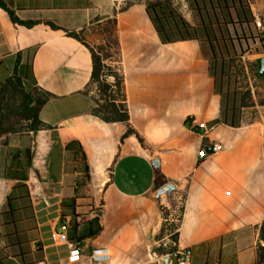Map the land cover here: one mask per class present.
<instances>
[{"label":"crops","instance_id":"1","mask_svg":"<svg viewBox=\"0 0 264 264\" xmlns=\"http://www.w3.org/2000/svg\"><path fill=\"white\" fill-rule=\"evenodd\" d=\"M172 1L192 24L213 25L222 41L203 37L163 44L145 0H11L23 20H51L77 31L117 15L131 122L158 155L131 135L116 163L126 128L91 111L85 92L93 72L89 47L45 23L16 28L0 8V82L18 72L28 78L29 89L36 81L55 95L41 109L43 129L0 139V264L45 259L51 264H167L169 254L157 248L170 240L163 228L175 216V188L184 191L177 246L193 249L192 264H255L256 225L264 221V119L240 118L244 111L236 107L237 97L232 99L227 88L230 79L219 69L227 63L224 52L243 48L232 40L238 34H253V45L264 49V28L254 22L255 11L264 15V0ZM128 2L133 3L122 10ZM241 4L249 6L248 14L238 11ZM205 13L210 21L203 19ZM250 13L253 19L247 22ZM189 117L195 124L206 121L208 134L188 126ZM73 138L82 142L92 167L94 203L105 202L103 230L82 242L83 258L74 262L57 239L67 232L63 199L86 192L82 165L64 150ZM213 141L221 142V151L200 159L201 148ZM156 158L160 167L153 164ZM157 169L165 182L159 188ZM168 185L173 188L164 190ZM98 248L106 259L92 258ZM169 264L178 263L171 259Z\"/></svg>","mask_w":264,"mask_h":264},{"label":"trees","instance_id":"2","mask_svg":"<svg viewBox=\"0 0 264 264\" xmlns=\"http://www.w3.org/2000/svg\"><path fill=\"white\" fill-rule=\"evenodd\" d=\"M132 3L128 2L122 7V10L127 9ZM145 4L146 12L163 44L200 39L199 32L202 31V27L206 30L211 29L210 34L207 31V35L204 37L206 40H218L220 42L224 38V36L218 38L213 25L206 23L192 24L179 11L172 0H145ZM247 7L249 6L241 4L240 7L236 8L238 11L241 8L248 14ZM0 8L8 13L16 28H34L41 23H45L54 30H62L70 36L78 38L89 47L93 56V72L85 92L91 97L92 103H96L95 106L92 105L91 111L106 122H117L126 128L119 144V151L115 155L114 163L124 154V143L131 135L137 136L153 156L158 155L157 151L147 144L146 139L131 122L125 74L121 66L115 65V63L120 64L122 61L117 15L105 20L98 18L91 23L90 27L99 28L103 35L104 43L97 48L87 43L83 38V34L87 29L70 30L51 20H23L12 7L11 0H0ZM226 9H228L229 14L230 7L228 6ZM239 19H242L240 13ZM252 19V13H250V16H246L245 20L251 22ZM216 22L222 25L218 19ZM260 74L264 73L260 71ZM111 78L114 79L111 80ZM27 82L28 78L18 72H14L7 80L0 82V139L11 134L35 133L46 126L40 118V112L42 107L55 95L40 87L36 81L32 83L33 87L29 89ZM93 84L99 85L101 94L98 98L91 96L90 86ZM186 124L195 128V121L191 117L187 118ZM64 150L71 152L74 155V160L82 165L84 178L81 186L85 187L86 192L83 197L74 196L63 199L61 219L63 223H67L66 234L68 239L82 244L87 239L97 237L103 230L102 215L105 202L102 200L99 205H96L93 196L90 194L89 185L92 180V167L82 142L77 138H73L67 142ZM157 171L155 186L159 188L165 182L159 177L161 174L160 169H157ZM84 198L90 201L89 204L85 205L83 203ZM179 211L180 214H175L173 221H168L163 228V235H168L175 247L167 251V245L162 244L157 248V251L162 255L170 254L178 249L180 222L184 212L183 204ZM169 214V211L165 212L166 216H169ZM256 228L259 232V239L256 247L255 264H264V221L257 224Z\"/></svg>","mask_w":264,"mask_h":264},{"label":"rangeland","instance_id":"3","mask_svg":"<svg viewBox=\"0 0 264 264\" xmlns=\"http://www.w3.org/2000/svg\"><path fill=\"white\" fill-rule=\"evenodd\" d=\"M203 16L205 22V16H207L209 21L211 20V18H209V14L205 13ZM207 31L210 34L211 29L206 30L202 27V31L199 32L201 38L207 35ZM247 35L248 36H243L242 34H238L232 39L236 45L240 42L243 47L242 49L237 46V49L232 50L229 53L224 52L222 45L217 47V49L220 54L221 52H224L223 54L227 56V58H225L227 60L225 67L220 65L219 71L224 72L230 79V83L227 85V88L232 95V99L237 97L236 107L244 111L240 118H242L244 122H251L261 117L264 119V74H260V62L258 60V57H260L259 55L264 53V49L261 46L253 45V39H255L253 34ZM83 38L87 43L97 48L104 43L103 35L99 31V28L94 26L89 27L84 32ZM245 40L249 43V47L245 45ZM121 63H115V65L121 66L123 69ZM113 79L114 78H111V80ZM90 93L94 98H98L101 94L99 85H91ZM93 105L95 106L96 103L93 102ZM183 192V189L176 188L171 192L172 201L177 203L175 212L176 215L180 214L179 210L183 204ZM255 231L257 230L255 229ZM163 244L167 245V251H170L173 247H175V244L170 240L167 244ZM161 245L162 244H160V246ZM148 264L158 263L153 261Z\"/></svg>","mask_w":264,"mask_h":264},{"label":"built area","instance_id":"4","mask_svg":"<svg viewBox=\"0 0 264 264\" xmlns=\"http://www.w3.org/2000/svg\"><path fill=\"white\" fill-rule=\"evenodd\" d=\"M254 22L258 28H264V15L259 12H254ZM195 129H198L201 135H206L210 131V127L208 126L206 121H200L197 124H195ZM222 144L218 141L213 142H207L204 144V146L199 151V158L200 159H206L210 157L211 155L217 154L221 151ZM173 221V220H169ZM58 241L60 243L66 245L68 247V251L70 252L68 258L69 261H80L83 258L82 254V247L81 243L74 242L68 239L66 232H61L58 234ZM103 248L95 249L92 253V258L96 261L104 260L108 257L107 253L103 252ZM154 255H158L157 253H154ZM172 259L177 261L178 264H192L193 260V249L191 247H187L184 249L178 248L174 252L169 254ZM38 264H51L50 260L45 259L43 261H40Z\"/></svg>","mask_w":264,"mask_h":264},{"label":"water","instance_id":"5","mask_svg":"<svg viewBox=\"0 0 264 264\" xmlns=\"http://www.w3.org/2000/svg\"><path fill=\"white\" fill-rule=\"evenodd\" d=\"M260 71L261 73H264V56L260 60ZM153 164L155 165V167H160V159L159 158L153 159ZM167 188H173V185H168L164 187V190ZM171 259H172L171 256L167 255L165 258L166 263L169 264Z\"/></svg>","mask_w":264,"mask_h":264}]
</instances>
